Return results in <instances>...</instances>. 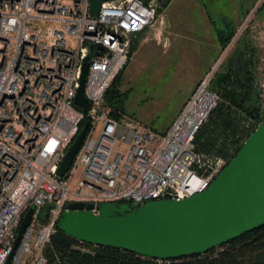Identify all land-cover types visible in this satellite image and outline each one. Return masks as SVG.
Returning <instances> with one entry per match:
<instances>
[{
    "label": "built area",
    "instance_id": "1",
    "mask_svg": "<svg viewBox=\"0 0 264 264\" xmlns=\"http://www.w3.org/2000/svg\"><path fill=\"white\" fill-rule=\"evenodd\" d=\"M160 0H0V264L32 215L10 264H48L45 247L66 205H142L205 191L227 161L196 151L195 137L218 103L205 75L164 132L104 96L129 60L131 39L153 26ZM86 114L75 106L84 60ZM264 115V77L254 74ZM89 127L64 177L58 169L82 121ZM81 169L72 189V179ZM46 211L45 220L43 211ZM157 264H167L156 259Z\"/></svg>",
    "mask_w": 264,
    "mask_h": 264
},
{
    "label": "water",
    "instance_id": "2",
    "mask_svg": "<svg viewBox=\"0 0 264 264\" xmlns=\"http://www.w3.org/2000/svg\"><path fill=\"white\" fill-rule=\"evenodd\" d=\"M103 0H90L96 18ZM89 57L84 60L74 104L86 114L83 85ZM236 64V63H235ZM259 119V115H256ZM89 122L85 121L58 169L64 177L78 152ZM91 205L71 203L57 222V229L84 244L108 247L139 256L171 260L203 255L209 250L264 226V121L244 141L209 187L180 201L103 203L93 215ZM24 215L5 264H10L32 215Z\"/></svg>",
    "mask_w": 264,
    "mask_h": 264
},
{
    "label": "rangeland",
    "instance_id": "3",
    "mask_svg": "<svg viewBox=\"0 0 264 264\" xmlns=\"http://www.w3.org/2000/svg\"><path fill=\"white\" fill-rule=\"evenodd\" d=\"M263 3L264 0H173L157 13L155 23L139 35L140 39L138 34L131 39V43L135 39L140 44L144 41L146 46L136 48L124 67L119 90L127 92L125 113L152 130L165 131L205 75L220 72L229 59L236 70L243 72L242 63L235 64L232 54L236 42L240 52L245 43L255 50L253 75L256 79L264 77V10H258ZM223 15L232 19L235 29L225 50L215 46V29L223 22L219 21ZM80 175L78 169L72 189Z\"/></svg>",
    "mask_w": 264,
    "mask_h": 264
},
{
    "label": "trees",
    "instance_id": "4",
    "mask_svg": "<svg viewBox=\"0 0 264 264\" xmlns=\"http://www.w3.org/2000/svg\"><path fill=\"white\" fill-rule=\"evenodd\" d=\"M141 1L147 3L148 0ZM170 2L171 0H160L157 13L166 9ZM262 9L264 10V3L258 8V10ZM215 32L218 46L221 50H225L235 36V29L227 26V28L215 29ZM138 44V39L132 41L129 56L136 50ZM246 44L240 52L236 49L238 46L236 42L232 51L234 60L239 59L242 63L243 72L234 70L233 60L229 59L222 70L213 75L210 90L218 95L219 100L194 140L197 152L213 154L224 158L227 162L236 155L244 141L264 121L254 85L255 50ZM123 71L124 68L115 77L104 96L105 105L111 109L112 116H116L118 112L125 113L127 92L119 90ZM257 114L259 119L256 118ZM85 121L81 122L80 130ZM131 206L138 207L132 204ZM45 217L44 210V220ZM44 255L48 264H157L156 259L119 249L80 243L58 230L45 247ZM166 261L167 264H264V226L220 248L209 250L203 255Z\"/></svg>",
    "mask_w": 264,
    "mask_h": 264
},
{
    "label": "crops",
    "instance_id": "5",
    "mask_svg": "<svg viewBox=\"0 0 264 264\" xmlns=\"http://www.w3.org/2000/svg\"><path fill=\"white\" fill-rule=\"evenodd\" d=\"M172 1H173V0H171V2H172ZM171 2H170V3H171ZM170 3H169V5H170ZM169 5H168V6H169ZM219 17H220V16H219ZM221 19H223V22H222V23L220 22V25H219L218 29H221V28H227V26L233 27V26H232V25H233V21H232V19H231V20H228L227 18L224 17V15H223V18L220 17L219 21H220ZM147 30H148V29H146L145 31H147ZM145 31H143L142 33H139V34H138V38H139V39H140L139 35L142 36V35L144 34ZM139 39H138V40H139ZM201 40L204 41V43H205V41H206V40L204 39V37H202ZM210 41H212L211 37H210ZM216 42H217V41H216ZM144 46H146V44H144V41H143L141 44H140V43L138 44L137 49H141V48H143ZM215 46H216L217 49H219V46L217 45V43L215 44ZM136 51H137V50H136ZM136 51H135V52H136ZM147 57H148V54L146 53V58H147ZM209 67H210V64H209V66H207V68H209ZM202 74H203V73H202ZM179 111H180V110H179ZM179 111H178V113H179ZM175 117H176V116H175ZM175 117H174V118H175ZM172 121H173V119L171 120V122H172ZM171 122H170L168 125H166L167 128L169 127V125L171 124ZM167 128H166V129H167ZM165 131H166V130H165ZM163 132H164V131H163Z\"/></svg>",
    "mask_w": 264,
    "mask_h": 264
},
{
    "label": "flooded vegetation",
    "instance_id": "6",
    "mask_svg": "<svg viewBox=\"0 0 264 264\" xmlns=\"http://www.w3.org/2000/svg\"><path fill=\"white\" fill-rule=\"evenodd\" d=\"M237 62H239V59H237V60L235 61V63H237ZM233 66H234L233 69L236 70V69H235V65H233ZM236 71L239 72V69L237 68Z\"/></svg>",
    "mask_w": 264,
    "mask_h": 264
}]
</instances>
